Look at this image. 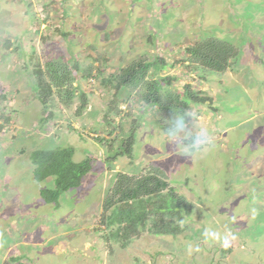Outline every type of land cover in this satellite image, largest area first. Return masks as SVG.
Instances as JSON below:
<instances>
[{
    "label": "rangeland",
    "instance_id": "obj_1",
    "mask_svg": "<svg viewBox=\"0 0 264 264\" xmlns=\"http://www.w3.org/2000/svg\"><path fill=\"white\" fill-rule=\"evenodd\" d=\"M209 35L239 48L235 67L187 76L184 48ZM139 58H163L158 74L170 76L173 90L193 84L211 98L188 109L193 131L213 137L208 150L188 158L165 142L168 116L146 107L143 86L103 84ZM55 60L79 63L73 84L89 97L70 128L80 94L49 125L38 122L37 70ZM114 99L109 125L104 112ZM0 114V264H264V0H0ZM120 126L126 137L136 127L133 157L112 160ZM58 146H72L74 160L89 157L93 168L54 203L40 191L55 181L34 179L30 155ZM150 165L194 205L192 216L178 235L106 239L110 211L102 206L116 173Z\"/></svg>",
    "mask_w": 264,
    "mask_h": 264
},
{
    "label": "trees",
    "instance_id": "obj_2",
    "mask_svg": "<svg viewBox=\"0 0 264 264\" xmlns=\"http://www.w3.org/2000/svg\"><path fill=\"white\" fill-rule=\"evenodd\" d=\"M184 50L188 61L187 76L192 71L201 72L202 80L207 79L210 73H222L233 69L240 55V50L235 44L215 35L198 38ZM165 65L163 58L153 61L139 58L122 68L120 73L110 74L103 79V84L113 86L116 90L121 87L143 86L142 99L146 107H151L160 113L164 111L168 120L174 112L188 110L193 103L198 105L200 102L211 101V98L206 95H200L202 90L193 88V84H177L184 87L180 92L173 90L168 84L170 76L158 74ZM73 68L77 73L81 70L77 62L70 66L69 63L56 60L47 62L43 68H38L37 86H40V89L35 93L36 96L38 94L41 110L43 109V122L57 116V108L61 110V107L70 106L78 94H80L81 102L75 111V116L79 117L88 106V95L79 91V88L73 84V81L79 77L78 74H73ZM153 68L156 71H153ZM96 69L101 74L102 70L98 67ZM91 73L92 68L82 72L83 76L80 77L88 78L85 74L91 75ZM199 79L195 78L197 81ZM114 103L115 99L109 102L113 111ZM114 114L118 115L115 112ZM75 116L71 114L67 116L66 126L69 125L70 120H74ZM2 117L3 115L0 114V119ZM64 124L65 121L60 125L64 127ZM59 129H61L60 126ZM137 135L136 127H134L127 137L124 136L120 126V132L116 135L117 143L111 144L112 160H117L123 155L133 157ZM74 154L75 149L72 146L35 149L31 152L34 179L41 181L51 176L55 181L54 187L40 191L44 199L54 203L59 202L61 194L81 185L84 177L91 171L93 168L91 159L87 157L76 161ZM167 175L161 167L153 165L145 167L139 173H116V180L114 179L110 194L106 196L103 203V209L110 211L108 217L111 221L108 223L109 230L106 229L108 234L103 236L106 239L111 236L118 242H126L131 239V235L146 231L154 234L178 235L181 233L184 220L192 216L194 205L179 193L176 185ZM16 264L32 263L17 260Z\"/></svg>",
    "mask_w": 264,
    "mask_h": 264
},
{
    "label": "clouds",
    "instance_id": "obj_3",
    "mask_svg": "<svg viewBox=\"0 0 264 264\" xmlns=\"http://www.w3.org/2000/svg\"><path fill=\"white\" fill-rule=\"evenodd\" d=\"M37 77H38V74H37ZM76 98L77 97L75 96L74 101ZM88 99H89V97H88ZM25 100L29 101L27 99H25ZM88 107H89V104L86 107L85 111H83L84 113H86L88 111V109L90 108V107L89 108ZM102 112H103V110H102ZM114 112L115 111H113L111 109V104H109V109L104 112L105 113L104 120L109 125H111V123L115 120V116L117 117V115H115ZM19 114H22L21 111L19 112ZM40 114H42V116H41L40 120H38L39 125L41 127H44V125H49L50 120L47 122H43L42 118L44 117V113L41 112ZM106 114H108V115H106ZM75 115L76 114H74V116ZM80 116H82V114ZM106 116H109V117H106ZM79 117L75 116L74 121L70 120L69 125L66 126L65 128H70V124L72 122H76V120H78ZM105 117L107 118V120L105 119ZM2 119H3V117H2ZM2 119H0V122H1L0 128L4 127L3 123H2L3 122ZM7 119H9V118H7ZM195 119H196V114L192 111L185 110V111L174 112L171 115L170 119L167 121V125H166V128L164 130L165 136L167 137V140L165 142H171L175 146L174 150L178 154L183 155V156L188 157V158H191L192 156H194L197 153L208 150V148H210L213 144V137L207 129L200 128L197 131H193V122L195 121ZM74 124L75 123H73V126H74ZM73 126H72V129H73ZM65 128H64V130H65ZM13 130H15V128H13ZM54 130L55 131L57 130L56 135H59L58 134L59 126L57 128H55ZM62 132H63V129H62ZM23 135L30 136L28 134H23ZM30 158H31V155H30ZM102 208H103V206H102ZM224 244H225V246H227V244H228V237L227 236L224 237ZM22 258H25V257L22 255L21 259Z\"/></svg>",
    "mask_w": 264,
    "mask_h": 264
},
{
    "label": "crops",
    "instance_id": "obj_4",
    "mask_svg": "<svg viewBox=\"0 0 264 264\" xmlns=\"http://www.w3.org/2000/svg\"><path fill=\"white\" fill-rule=\"evenodd\" d=\"M32 58V57H31ZM31 58H30V61H31ZM57 131V130H56ZM64 133H66V132H64Z\"/></svg>",
    "mask_w": 264,
    "mask_h": 264
}]
</instances>
